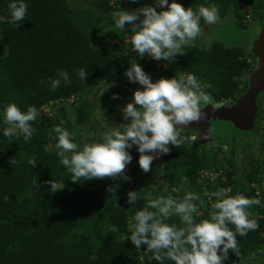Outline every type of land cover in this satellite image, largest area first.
I'll list each match as a JSON object with an SVG mask.
<instances>
[{
    "label": "trees",
    "instance_id": "obj_1",
    "mask_svg": "<svg viewBox=\"0 0 264 264\" xmlns=\"http://www.w3.org/2000/svg\"><path fill=\"white\" fill-rule=\"evenodd\" d=\"M208 1L175 0L185 9L194 10L201 4L207 6ZM11 2L0 0V16H10ZM24 2L28 4V15L20 28L0 23V264H158L149 259L151 253L143 254L146 246L138 251L129 240V219L142 210L149 197L140 196L133 206L127 203L129 191L145 187L139 175L142 169L136 147L130 150L133 160L126 171L130 179H119L110 185H119L116 200L106 191L109 186L99 187L97 182L90 181L72 183L71 174L60 164L56 141L49 137V129L61 126L72 134L73 142L82 144L81 133L94 122L91 95L103 83L117 84L114 90L122 88L126 92L124 84L129 80L124 74L131 63H139L153 82L190 72L202 85H207L204 90L210 94L213 104L221 101L224 107L231 102L235 104L250 87L251 80L245 81L244 77L252 68V53L238 45L214 41L209 47L193 42L192 47L183 49L186 55L177 56L174 62L140 57L132 50L130 28H116L110 14L120 8L132 11L153 6L151 0H139V3L85 0L81 7H73L70 0ZM245 2L253 17L258 15L262 19L259 11L264 7L263 1ZM216 4L222 18L232 14L238 23L245 20L237 0H216ZM203 25L202 19V28ZM118 36L112 47L106 44ZM80 68L88 73L84 82L76 75ZM61 70L69 74L71 85L62 81L58 89L50 91L49 77L58 78ZM9 103H15L23 112L29 106L37 108L39 116L32 125L36 132L30 142H25L21 134L12 143L4 137L3 110ZM56 104L71 107V112L68 110L71 115L65 110H51V115L46 116L41 111L44 107L52 109ZM257 105L258 123L250 131L257 130L259 135L264 126L263 100H258ZM213 133L210 142L204 143L198 137L191 146H170L171 152L162 156L161 164L154 161L152 171L147 173L149 183L155 184L157 173L161 180L151 197L171 194L182 198L186 191L202 195L204 189L215 191L230 187L232 195L241 192L251 198L259 193L258 198L264 204V155L254 154L258 136L255 142L241 143L247 158L241 179L234 149L237 144L231 145L232 155L222 156L221 148L215 147L216 140L222 137L215 135L214 127ZM184 134L196 135L191 131ZM11 158L20 163L11 166ZM31 158L35 159L36 167L27 163ZM219 172L225 179L222 175L215 180L205 177V173ZM185 179L189 185L183 190ZM49 180L62 182L64 188L52 194L50 185L44 183ZM202 199L205 203L199 209L202 215L196 218L197 222L208 218L211 204L215 202V198L209 201L202 196ZM250 211L258 220L259 229L249 232L247 237L238 236L241 256L230 250V258L224 264H243L249 258L264 261V207L253 206ZM166 222L179 225V218L173 216Z\"/></svg>",
    "mask_w": 264,
    "mask_h": 264
},
{
    "label": "clouds",
    "instance_id": "obj_2",
    "mask_svg": "<svg viewBox=\"0 0 264 264\" xmlns=\"http://www.w3.org/2000/svg\"><path fill=\"white\" fill-rule=\"evenodd\" d=\"M130 2L139 3V0ZM8 9L10 16H0V23L20 28L21 22L27 18L28 4L24 0H12ZM110 15L116 28H130L133 52L157 62H174L177 56L186 55L183 49L192 47L193 41L205 34L202 19L208 27L225 23L216 5L201 4L196 10L192 7L185 9L175 0L171 3L169 0H154V6L145 5L132 11L120 8ZM76 75L84 82L88 73L80 68ZM124 75L129 82L141 86L134 91L131 102L121 109L125 123L89 134L92 138L82 144L73 142L72 134L61 126L49 129V137L56 141L60 164L71 174L72 183L129 180L126 171L133 160L130 150L134 146L139 152V167L145 174L151 172L156 159L170 154V146H191L197 141L196 135L182 133L193 123L210 119L202 105H211L213 112L225 106L222 101L213 104L210 94L204 90L207 85H202L190 72L153 82L139 63H131ZM57 77H49L50 91L58 89L62 81L71 85L67 72L61 70ZM119 98L118 94L112 96L114 100ZM37 116L35 106H29L23 112L15 103L6 104L3 110L4 137L12 143L13 138L21 134L25 142H30L36 132L32 125ZM224 151H228L227 145ZM19 163L15 158L9 160L13 167ZM27 163L32 167L37 165L34 158L28 159ZM44 183L50 185L52 194L64 188L60 181ZM118 187L116 184L106 189L116 200ZM142 191H129L127 203L135 205ZM232 191L230 187H221L215 191L204 189L202 195L186 191L182 198L171 194L149 196L142 210L136 211L129 219V240L138 251L146 246L143 254L151 253L149 259L158 264H224L230 258V250L240 257L237 237H247L249 232L259 229L258 220L250 210L253 206L264 207V204L258 198L259 193L249 198L241 192L232 195ZM202 196L209 201L215 198V202L211 204L208 218L197 222L196 218L202 215L199 209L205 203ZM173 216L179 218V225L166 222Z\"/></svg>",
    "mask_w": 264,
    "mask_h": 264
},
{
    "label": "rangeland",
    "instance_id": "obj_3",
    "mask_svg": "<svg viewBox=\"0 0 264 264\" xmlns=\"http://www.w3.org/2000/svg\"><path fill=\"white\" fill-rule=\"evenodd\" d=\"M128 1V0H126ZM152 1V5L154 6V0ZM264 3V0H262ZM70 2L72 3L73 7H81L83 5V2H85V0H70ZM211 5H216V0H209L208 1V5L207 6H211ZM264 5V4H263ZM218 7V6H217ZM164 10V9H163ZM167 10V9H165ZM157 11H161V9H157ZM260 13H262L263 17L262 19L256 15L255 17H253L254 15H252V19L249 20H243L242 23H238L236 17L232 14L227 15L226 17L222 18V20H225V23L218 25V26H210L208 27L207 25H203L204 30H205V34L199 38L196 41H193L195 43H202L204 46L209 47L211 46V44L214 41H221L226 43L227 45H235V46H241L244 47L246 49H249L250 52L252 53L253 57H250V62L252 64V68L249 69V71L247 72V74L245 75L244 79L249 80L254 73L256 72V70L259 68L260 65V58L258 57L257 54L252 52V46L253 43L255 41V39L257 38L258 33H260L261 29L264 28V7L261 9V11H259ZM119 36L117 38L114 39H110L107 41V45L112 47L114 45V43L116 41L119 40ZM198 41V42H197ZM200 41V42H199ZM162 64L159 63V66H161ZM162 67V66H161ZM122 83V82H121ZM115 85L117 84H107V83H103L99 89L97 93H93L91 95V100H92V104L94 106V111H93V120L94 122H92V124H90L89 128H87V131H84L85 135L83 136V141H87L90 138H92L89 134H96L99 131L102 130V122L101 120H104V116L107 112L109 111L107 114L111 113V111H117L118 109H120V106L122 105V108L125 107L127 105V103L131 102V100L128 99V97L125 96V91H120L119 89L114 90ZM124 88L126 89L127 93H131L132 88H141L136 84H130V82H126L124 84ZM114 91H113V90ZM121 90H123L121 88ZM130 90V92H129ZM113 94H118L119 95V99H112ZM246 93H244L243 95H245ZM242 95V96H243ZM125 99V101L123 100ZM260 99L263 100L264 102V92L261 93L260 95ZM123 100V101H122ZM72 103L71 102L67 103L68 105H70ZM231 105L232 102L230 103ZM105 105V106H104ZM209 107V106H207ZM50 111H61V110H65V112L69 111L71 112V107L65 105V104H56L55 106L52 107V109L48 108ZM69 110V111H68ZM262 113L264 114V108L262 110ZM71 115V113H69ZM213 114H215L214 117H216L215 120L211 121V131H212V126H214V130H215V135H220L222 138L219 140H216L215 142V147L216 148H221V152L220 154L222 156L224 155H232L233 154V149L231 147L232 143H235L237 145H235L236 148H234L237 151L236 154V161H237V166L240 169L239 178H244V174L245 172L243 171V168L246 166L247 164V158H245L242 149H241V143L245 142V144H248L250 141H254L256 137L258 136V142L259 144H257V147L254 150V154L255 155H264V126L261 129V133L258 135L257 130H253L250 132H243L242 129H240L236 123L234 121H232L231 119H228V117L226 115H224L223 113H220V115L217 113V111H215ZM74 115V112L73 114ZM114 115V114H112ZM39 116V115H38ZM37 116V117H38ZM258 123V122H257ZM121 124V122L119 121L117 123V125H112V126H119ZM257 125V124H256ZM111 126V125H109ZM108 125L106 127H109ZM76 127V126H74ZM102 127V128H101ZM105 127V128H106ZM99 130V131H98ZM252 130V129H251ZM193 132L194 134H196V132L192 131L191 129H187L185 130V132ZM246 131V130H245ZM183 135H186L184 133H182ZM212 135H213V131H212ZM214 135V136H215ZM200 138V136H199ZM227 145L228 146V151H224V146ZM263 147H262V146ZM162 158V157H161ZM161 158L156 159V162L159 164H161ZM157 171H160V169L158 168ZM158 176H155V184L152 186L149 183V178L147 176V174H145L143 171L139 174L140 177L142 178V180L145 183V187L142 188L143 191L140 192V196H151L153 194V189L158 187V184H160V176L159 173H157ZM222 175V172H219V174H213L211 175L212 180L217 179L219 176ZM223 178L225 179L226 176L222 175ZM207 177V176H205ZM90 182H97V186H110L111 183L114 182V180L111 179H104V180H90ZM189 185V182L187 179L184 180V186L182 187V189L184 190L185 188H187ZM97 186L94 185H90L89 187L91 188H96ZM156 186V187H155ZM179 191V188L178 190ZM243 264H264L263 259L261 260V258H252V259H247L246 261L243 262Z\"/></svg>",
    "mask_w": 264,
    "mask_h": 264
},
{
    "label": "water",
    "instance_id": "obj_4",
    "mask_svg": "<svg viewBox=\"0 0 264 264\" xmlns=\"http://www.w3.org/2000/svg\"><path fill=\"white\" fill-rule=\"evenodd\" d=\"M252 52L257 54L260 58L259 68L254 75L250 78V87L245 95H243L234 105H227L224 108L216 110L217 113H223L236 123V125L242 130H251L257 124V114L259 107L257 105L258 98L262 92H264V28L258 33L255 39ZM210 119L208 121H201L199 123H193L191 128L200 127V138L204 143L212 140L211 121L215 120V114H213L212 107H209L206 112ZM212 119V120H211ZM207 139H204V137Z\"/></svg>",
    "mask_w": 264,
    "mask_h": 264
},
{
    "label": "flooded vegetation",
    "instance_id": "obj_5",
    "mask_svg": "<svg viewBox=\"0 0 264 264\" xmlns=\"http://www.w3.org/2000/svg\"><path fill=\"white\" fill-rule=\"evenodd\" d=\"M198 42V41H197ZM200 42V41H199ZM132 89H134V90H132L131 91V93L129 94V93H127V92H125V96L126 97H128V99L129 100H132V97H133V93H134V91L135 90H137V88H132ZM121 90V89H120ZM123 91V90H122ZM129 92H130V90H129ZM261 95V94H260ZM258 100H260V96H259V98H258ZM227 105H231V104H227ZM105 106V105H104ZM207 106H209V107H211L210 105H202V110H204L205 112H207V109L209 108V107H207ZM121 109H122V105L120 106V110H119V112H115V114L114 115H112V113L114 112H112V113H109V114H107L109 111H106L107 113L105 114V115H103L104 117V120H101V122H102V130H104L105 129V127L108 125H117V123L120 121L121 122V124H123V123H125V121H124V119H123V114H122V112H121ZM214 126H212V128H213ZM107 128V127H106ZM101 130V131H102ZM191 130L192 131H194V132H196V136L197 137H199L200 136V133H201V129H200V127L199 126H197L196 128H191ZM99 131V130H98ZM212 131H213V129H212ZM214 134V133H213Z\"/></svg>",
    "mask_w": 264,
    "mask_h": 264
},
{
    "label": "built area",
    "instance_id": "obj_6",
    "mask_svg": "<svg viewBox=\"0 0 264 264\" xmlns=\"http://www.w3.org/2000/svg\"><path fill=\"white\" fill-rule=\"evenodd\" d=\"M237 1L241 5V11L245 15V20H249L250 21L252 19V14L249 12V8H248L247 3L245 2V0H237ZM41 111L46 116H50L51 115V111L47 107L42 108ZM205 176L209 177L211 175H209L208 173H205Z\"/></svg>",
    "mask_w": 264,
    "mask_h": 264
}]
</instances>
